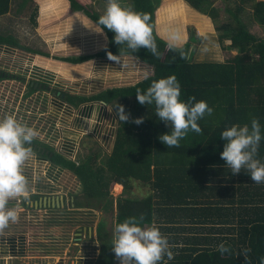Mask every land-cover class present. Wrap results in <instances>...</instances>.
<instances>
[{
	"label": "trees",
	"instance_id": "1",
	"mask_svg": "<svg viewBox=\"0 0 264 264\" xmlns=\"http://www.w3.org/2000/svg\"><path fill=\"white\" fill-rule=\"evenodd\" d=\"M35 1L16 0V7L22 10ZM67 1L70 13H82L101 28L108 38V45L92 56L59 60L80 64L92 58L128 55L152 66L154 74L135 85L109 88L88 97L60 95L73 106L102 103L115 113L116 106L123 105L128 119L118 120L115 145L110 155L104 154L90 136L87 137L90 143H86L88 154H80L75 160L36 140H32L30 150L34 151L35 145L41 147L37 151L41 161L49 162L58 173L70 172L79 181V192L73 195V208L115 210L114 223L134 219L142 227L157 226L167 237L172 252L171 259L162 256L158 264H260V258L264 257V212L256 217L252 212L254 207L264 211V205L254 206L251 199L247 200L246 195L251 190L246 188H252L253 181L245 169L231 174L219 155L223 149L219 136L232 124L250 126L251 119L256 117L264 137V38L252 34L243 18L250 2L251 19L264 27V0H226L235 2V7L225 8L228 16L225 21H220L216 7L220 0H185L195 11L212 19L222 49L236 52L224 62L195 61L202 38L194 27L189 28L187 42L170 48L169 42L156 30V11L162 0H128L133 11L148 14L157 56L143 47L132 52L126 46L114 43V34L96 23L101 14L92 6L94 0ZM12 4L13 0H0V17L10 13ZM4 45L49 57V54L24 48L11 34H0V46ZM172 74L180 83L181 100L187 101L189 97H194L193 103L204 100L213 112L197 121L200 133L189 130L178 146L168 147L158 136L168 132L169 126L156 117L154 104L137 102L136 91L139 89L142 93L153 80ZM29 86L31 92L27 96L33 91V86ZM137 117L142 118L139 124L134 123ZM257 158L264 162V138L258 146ZM113 184L123 186V193L116 199L111 195ZM135 188L146 191L141 197L135 196ZM38 197L34 196L36 200ZM207 216L225 218L217 223ZM181 222L193 228L211 226L215 229L222 225L225 229L222 236L200 234L190 242L188 237L177 235L176 225ZM97 235L102 244L99 264H116L113 235L107 234L104 222L98 224ZM221 242L229 247V252L221 254L217 250ZM243 248L249 249L246 256L241 252Z\"/></svg>",
	"mask_w": 264,
	"mask_h": 264
},
{
	"label": "rangeland",
	"instance_id": "2",
	"mask_svg": "<svg viewBox=\"0 0 264 264\" xmlns=\"http://www.w3.org/2000/svg\"><path fill=\"white\" fill-rule=\"evenodd\" d=\"M43 3V1L38 3L36 0L25 9L20 10L16 7V0H13L10 13L0 17V34H11L22 42L21 46L24 48L49 54V57L57 59L58 57H71L76 55L74 52H80V57H84V54L90 50H83L81 46L84 45L87 48L89 42H80L81 38H84L83 34L75 30L76 19H68L69 14L64 16L58 12L56 15H52L58 22L65 20V25L60 27L58 23V28L54 32L59 35L62 31L63 33L68 32L69 38L73 40H69V44L63 46L64 49L56 48L54 45L57 41L55 40L52 42L54 43V45L52 44L53 48L45 43L44 40L49 35L48 28L52 23V18L43 8ZM120 3L122 7L133 10L128 0H120ZM249 5H251L250 2L247 3V9L243 15L244 21L252 34L257 38H264V27L251 19L252 12L249 10ZM92 6L102 15L106 2L94 0ZM227 6L234 8L235 2L220 0L216 3L220 12V21H225L228 18L225 12ZM190 27H194L197 35L202 38L197 46L195 61L224 62L235 55L236 52H227L222 49L215 30V23L211 18L195 11L185 0H162L160 8L156 11V30L161 38L176 46H182L189 40ZM84 32L87 33V30ZM172 36L176 37L174 41H170ZM78 46L80 51H78ZM98 46L101 45H96L95 48L97 49ZM48 48L53 51L46 52ZM59 54L63 56H59ZM34 57V53L22 48L16 49L4 45L0 49V75L2 76L0 78V119L6 115H13L20 123L31 126L37 131L33 140L57 149L60 143L59 139L63 136L65 129L71 128L61 123V115L55 118L54 112L58 114L59 111L58 104L65 102L60 95L62 93L78 95L83 84L89 79L90 82L93 80L95 84L96 81L98 82V77L94 76L93 79L92 65L94 62L89 60V63L70 67L72 70L65 71L63 75L60 74L61 76L58 74L59 72L51 70V73L50 71L48 73L53 74L51 81H45L35 75L33 71L31 73L29 71L33 70L32 68L35 66ZM16 65H20L21 70H18ZM34 82L36 84L33 86ZM39 83L49 88L45 86L39 88ZM29 85L33 86V91L27 96L31 92ZM84 141L90 143L85 137ZM87 148L89 147H84V151ZM40 149L41 147L35 145L34 151L30 150V155L23 165V172L28 180V199L15 198L8 204V207L16 208L19 221L17 225L16 222H10L0 232H16V226H21L22 231L28 235L29 253L31 257H34L33 260H42L49 264H99L102 244L98 241L97 227L100 222H104L107 234L113 235L115 210L106 212L104 209L92 211L73 208V195L79 192V181L70 172L58 173L57 169L49 162L41 161L37 155V151ZM144 191L146 189H133L134 195L140 197ZM111 195L114 199L120 195L115 184L112 185ZM34 196H39L38 199H54L63 196L65 205L55 210H35L28 204L37 201ZM176 226L177 235L180 238L188 237L190 242L191 239L195 240L192 229L198 228H192L182 222ZM116 264H119L118 259Z\"/></svg>",
	"mask_w": 264,
	"mask_h": 264
},
{
	"label": "clouds",
	"instance_id": "3",
	"mask_svg": "<svg viewBox=\"0 0 264 264\" xmlns=\"http://www.w3.org/2000/svg\"><path fill=\"white\" fill-rule=\"evenodd\" d=\"M96 23L110 30L112 40L124 45L132 52L141 47L153 56L159 55L152 35L149 16L146 13L122 7L120 0H107L104 12ZM175 36L170 38L174 41ZM170 48L175 44L169 42ZM115 60V56H110ZM180 83L175 75H168L153 80L142 93L136 91V100L141 105H155V115L169 126V131L162 133L158 139L168 147L178 146L180 140L189 130L201 132L197 123L206 114L211 115L213 108L204 100L187 101L180 99ZM118 120L124 122L128 114L123 105L116 106ZM137 117L134 123H141ZM37 131L26 124L20 123L13 115L0 119V231L9 223L18 219L15 207H8L9 201L15 198L28 199V180L23 172L24 162L30 155V145ZM223 149L219 153L231 174L245 169L251 181L264 183V162L257 158V150L262 138L261 125L256 117L249 124H232L220 132ZM221 254L230 251L223 242L217 245ZM112 251L119 264H158L162 256L172 257L168 239L154 224L142 227L134 219H125L113 225ZM249 249L243 248L242 254L247 255ZM264 264V257L260 258Z\"/></svg>",
	"mask_w": 264,
	"mask_h": 264
},
{
	"label": "crops",
	"instance_id": "4",
	"mask_svg": "<svg viewBox=\"0 0 264 264\" xmlns=\"http://www.w3.org/2000/svg\"><path fill=\"white\" fill-rule=\"evenodd\" d=\"M40 1L44 2L43 8L50 14L52 18V23L48 28L49 35L44 40L45 43L48 44L51 48H53L52 44L54 45V43L52 42L54 40L57 41L54 45L56 46V48H63V46L69 44V40H73L69 38L70 34L68 32L63 33L62 31L60 33L61 35L54 32V30L58 28V23L60 24V27L61 25H65V20L62 22H58L57 19L52 16L54 14L56 15L58 12L59 14H63L64 16H67V14H69V16L67 17L68 19H76V26L74 28H76L75 30H77V32H81L84 37L82 39L80 36V42H89V46L87 48H85L84 45L81 46L83 50H90L87 54L85 52H82L85 53V56H92L94 55V53L98 51L100 52L101 50L106 48V46L108 45V38L101 30V28L92 23L91 20H88L89 18L82 13H70V6L67 0H37L38 3ZM85 30H87V33L84 32ZM16 40L18 39L16 38ZM21 43L22 42L20 41V44ZM96 45L101 46H98L96 49ZM79 46L78 51H80ZM2 47L3 46H0V49ZM49 51L52 52L53 50L48 48L46 52ZM74 53L76 55L71 57H80V52ZM61 55L59 54V56ZM34 56L35 57L33 60L35 66H33V70H29L30 73L33 71L35 75L39 76V78L49 82L51 81V75H53L48 74L49 71L51 73V70H53L57 73L59 72V75H63L65 71L68 72L69 70H72V68L70 67H75V65H78L59 60L56 57H47L39 54H34ZM90 61L94 62L92 65L93 79L94 76H97L98 82L95 80L96 83L94 84L93 80L92 82H90L89 79L85 84H83V88L79 90L78 95L80 96L88 97L109 88L132 86L148 77L153 76L154 74V69L152 66L140 61L133 56H116L115 60L111 58H92L90 59ZM90 61L88 60L80 64L89 63ZM16 68L18 70H21L20 65H16ZM57 108L59 109V111L58 114L54 112L55 118L58 115H61V123H64L66 127H71H67L63 133V136L60 137L59 146L57 147V149H55L58 153L72 160H75L76 157L80 154H88V152L85 151L89 150V148L84 151V147L88 146V144H86L84 141V137L86 139L88 136L92 137L98 143L104 154L110 155L112 153L116 140L118 117L110 107L102 103H87L80 106H73L69 103L64 102L59 103ZM115 186H121V195L123 193V186L120 184H115ZM247 186L248 184L246 183L245 179V187ZM246 190H251V193L247 194L246 197L247 200L251 199V203L254 206H256V204L264 205V183L257 184L253 182L252 188H246ZM41 199H38L36 202H29L28 204L30 208H34L35 210L41 209L40 211L47 209L55 210L58 208L45 207L40 205L38 206L37 202ZM263 212L264 211L262 210H256V208L254 207L252 216H262ZM207 217H209V219L211 218L212 220H215L217 223H221L225 218V216ZM18 221L19 218L16 221V225ZM20 227L21 226H16V232H0V264H49L43 262L42 260H33L34 257H31L29 253L30 243L28 235L23 232L22 227ZM224 229L225 228H223L222 225H218L217 227H215V229H212L211 226H209L204 228L198 227V229L192 230L194 231L193 235L195 236H199L200 234L207 235L209 233H214L213 235L222 236Z\"/></svg>",
	"mask_w": 264,
	"mask_h": 264
},
{
	"label": "water",
	"instance_id": "5",
	"mask_svg": "<svg viewBox=\"0 0 264 264\" xmlns=\"http://www.w3.org/2000/svg\"><path fill=\"white\" fill-rule=\"evenodd\" d=\"M42 85H39V88H42ZM31 146H33V144H31ZM37 205L39 206H45V207H53V208H60V207H64L65 205V199L63 196L61 197H57L54 199L51 198H43L40 201L37 202Z\"/></svg>",
	"mask_w": 264,
	"mask_h": 264
},
{
	"label": "bare ground",
	"instance_id": "6",
	"mask_svg": "<svg viewBox=\"0 0 264 264\" xmlns=\"http://www.w3.org/2000/svg\"><path fill=\"white\" fill-rule=\"evenodd\" d=\"M56 39H57V38H56ZM116 188L118 189V191H120L121 186H116Z\"/></svg>",
	"mask_w": 264,
	"mask_h": 264
}]
</instances>
